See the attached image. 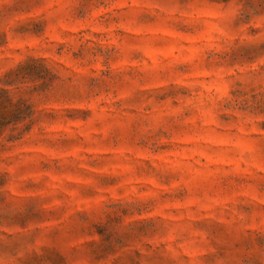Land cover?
<instances>
[{
  "label": "clouds",
  "instance_id": "clouds-1",
  "mask_svg": "<svg viewBox=\"0 0 264 264\" xmlns=\"http://www.w3.org/2000/svg\"><path fill=\"white\" fill-rule=\"evenodd\" d=\"M261 6L0 0V264H264Z\"/></svg>",
  "mask_w": 264,
  "mask_h": 264
},
{
  "label": "rangeland",
  "instance_id": "rangeland-1",
  "mask_svg": "<svg viewBox=\"0 0 264 264\" xmlns=\"http://www.w3.org/2000/svg\"><path fill=\"white\" fill-rule=\"evenodd\" d=\"M6 4H10V11L16 12V13H22L26 11L29 7V0H5ZM218 2H222L225 5H227L228 0H218ZM250 4H245V8L250 7ZM264 8V6H261ZM25 28H21L20 31L23 32L25 31ZM2 42V41H0ZM65 45L60 44L57 45L56 48V55L59 56L61 52L63 51ZM83 55V47L79 49L76 53H73L74 58L80 57ZM32 63V71H34L37 76H40L41 78L47 77L48 73L44 68V62L43 61H38V62H31ZM6 102V101H5Z\"/></svg>",
  "mask_w": 264,
  "mask_h": 264
}]
</instances>
